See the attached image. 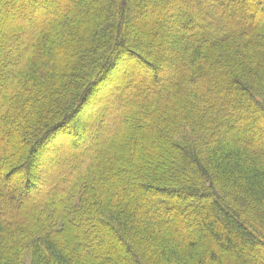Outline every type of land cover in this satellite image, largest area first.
Returning a JSON list of instances; mask_svg holds the SVG:
<instances>
[{
    "label": "trees",
    "instance_id": "obj_1",
    "mask_svg": "<svg viewBox=\"0 0 264 264\" xmlns=\"http://www.w3.org/2000/svg\"><path fill=\"white\" fill-rule=\"evenodd\" d=\"M0 264H264V0H0Z\"/></svg>",
    "mask_w": 264,
    "mask_h": 264
},
{
    "label": "rangeland",
    "instance_id": "obj_2",
    "mask_svg": "<svg viewBox=\"0 0 264 264\" xmlns=\"http://www.w3.org/2000/svg\"><path fill=\"white\" fill-rule=\"evenodd\" d=\"M130 33H131V35L132 36H136L137 35V32H135V31H133L132 29L130 30ZM112 84V83H111ZM111 84L109 85L110 87H109V89L110 88H112L111 87ZM107 87V86H106ZM108 88V87H107ZM104 90V89H103ZM92 107V104L91 103H88V105H87V109H90ZM82 117H83V119H84V117H87V116H85L84 114L82 115ZM82 121V120H81ZM121 135H123V145H125V146H128L130 143H131V134L132 133H124V131H122L121 130ZM242 138H245V135L243 134L242 135Z\"/></svg>",
    "mask_w": 264,
    "mask_h": 264
}]
</instances>
